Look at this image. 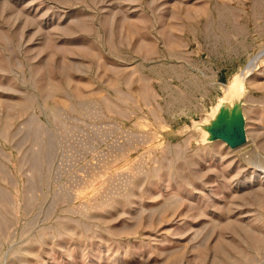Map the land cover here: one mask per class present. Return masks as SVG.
<instances>
[{
  "label": "rangeland",
  "instance_id": "rangeland-1",
  "mask_svg": "<svg viewBox=\"0 0 264 264\" xmlns=\"http://www.w3.org/2000/svg\"><path fill=\"white\" fill-rule=\"evenodd\" d=\"M0 264H264V0H0Z\"/></svg>",
  "mask_w": 264,
  "mask_h": 264
},
{
  "label": "water",
  "instance_id": "water-1",
  "mask_svg": "<svg viewBox=\"0 0 264 264\" xmlns=\"http://www.w3.org/2000/svg\"><path fill=\"white\" fill-rule=\"evenodd\" d=\"M209 132L212 140H221L231 149L240 147L247 140L245 118L242 112L236 109H232L229 115L219 113Z\"/></svg>",
  "mask_w": 264,
  "mask_h": 264
},
{
  "label": "bare ground",
  "instance_id": "bare-ground-1",
  "mask_svg": "<svg viewBox=\"0 0 264 264\" xmlns=\"http://www.w3.org/2000/svg\"><path fill=\"white\" fill-rule=\"evenodd\" d=\"M203 136H204V138L211 137L210 133L207 130H205Z\"/></svg>",
  "mask_w": 264,
  "mask_h": 264
}]
</instances>
